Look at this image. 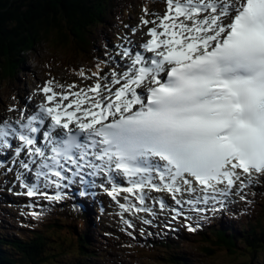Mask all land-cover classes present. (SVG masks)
<instances>
[{
    "label": "snow or ice",
    "instance_id": "1",
    "mask_svg": "<svg viewBox=\"0 0 264 264\" xmlns=\"http://www.w3.org/2000/svg\"><path fill=\"white\" fill-rule=\"evenodd\" d=\"M164 5L146 2L75 80L49 73L38 101L0 116V177L28 198L25 215L41 220L73 187L100 190L135 239L149 228L196 234L253 204L264 183V0Z\"/></svg>",
    "mask_w": 264,
    "mask_h": 264
},
{
    "label": "trees",
    "instance_id": "2",
    "mask_svg": "<svg viewBox=\"0 0 264 264\" xmlns=\"http://www.w3.org/2000/svg\"><path fill=\"white\" fill-rule=\"evenodd\" d=\"M134 0H0V39L2 34L8 33L10 41L7 46L0 50V79L10 78L18 75V69L23 65L17 64V59L26 57V53L36 50L39 43L51 37L57 46L68 43L70 39L77 41L79 54L71 52L76 63L93 53L97 47L93 40V34L102 33L110 18L114 19L113 10L121 5V10H126V5H133ZM119 2V3H118ZM124 2V3H122ZM24 8V9H23ZM123 17V15H119ZM13 21L15 27L8 25ZM29 25L23 34L18 32L16 26ZM101 29V30H99ZM72 34L71 37L69 34ZM4 37V36H3ZM7 39V40H8ZM6 40V39H5ZM61 47V46H60ZM15 57L12 60L11 57ZM19 57V58H18ZM14 62V63H13ZM19 67V68H18ZM18 68V69H17ZM0 177V264H111L115 262H104L107 255L97 246L100 235L94 233L91 223L77 224V216L69 209H57L56 214L45 215L40 223L31 221L29 226H21L15 217L3 220L2 212L6 202L1 199L3 186ZM261 212L256 216H245L241 221L233 224L224 221L228 228H216L212 225L209 230L194 235L205 243L216 244L226 247L230 253H238L241 245L237 242L242 239L245 243V260L241 264H253L251 261L258 249L264 246V196L260 202ZM3 205V206H2ZM21 219V216L18 218ZM11 220L14 223H11ZM209 225V226H210ZM255 226V227H253ZM83 227V228H82ZM228 231H232L229 237ZM66 232L70 235L67 236ZM214 236H213V235ZM192 234H184L185 239H191ZM64 243H66L64 245ZM67 245L73 248L72 253L65 252ZM159 249L161 264H194L186 252H181V245L177 242L162 243ZM217 246H212L219 249ZM66 247V248H65ZM158 249V245L156 247ZM65 249V250H64ZM207 252L214 253V249L203 248ZM155 250V249H154ZM108 251V250H107ZM104 258V259H102Z\"/></svg>",
    "mask_w": 264,
    "mask_h": 264
},
{
    "label": "rangeland",
    "instance_id": "3",
    "mask_svg": "<svg viewBox=\"0 0 264 264\" xmlns=\"http://www.w3.org/2000/svg\"><path fill=\"white\" fill-rule=\"evenodd\" d=\"M1 3L2 2H0V4ZM140 3H141L140 0H134L133 1L134 5L131 6L126 5V9H131L127 16V24L135 23L139 19L141 15ZM150 4L154 5V10L156 11H163L165 7L164 2L162 0H151ZM120 6L121 5H118L113 10V14L116 19L117 17H119V15L124 14L123 11L125 12V10H121ZM113 22H115V20H113ZM1 24L2 22L0 21V27ZM21 24L19 22V25L16 26L18 32L23 30L25 31L26 29L29 28L28 27L29 25H26V29H25V26H22ZM8 25L11 27H15L13 26L15 25L13 21H10ZM107 26H109V24H107ZM28 32L29 30L23 32V34H27ZM2 35L4 37L2 36L0 39V50H3L7 46V41L11 40L8 39L9 38L8 33H4ZM69 35L71 37L72 34ZM42 36H43V40L39 43L36 50L26 53L25 58L22 57L20 60L17 59L18 60L16 61L17 64L13 62L15 67L19 66L20 63H22L23 65L21 68L24 69L23 72L19 73L18 75L16 74L11 75L10 78L0 79V116L13 114L7 112V109L11 105H17L18 107L21 108L24 105V101L26 99L24 98V96L28 98L37 97V96H31V94L37 89L38 85H42L44 81L49 79V73L51 74L52 77H55L56 80H59L61 82L70 83L76 79V77L68 69L70 65H65L64 62L67 63L73 60L72 56L70 57L68 56L70 52L76 55L79 54L76 46L77 41H75V39H72L71 43H63L62 47H59L51 37H49V39L48 37L44 39L45 35ZM15 57L17 56L11 57L12 60H15L16 59ZM48 61L54 64L53 68H50V64ZM81 62L82 64H87V59L82 58ZM72 64L73 61L71 65ZM13 88L16 89L15 94H13L12 92ZM24 89L28 91V94H24L23 91ZM18 92L21 93V95H19ZM256 190L257 189H253V188L251 189L252 192H255ZM241 204L242 203L240 202L237 205L241 206ZM28 211L29 210L27 211L23 210L19 212H23L25 214ZM108 211L109 210L104 211V214L101 213L102 219L99 218L100 219L99 228H101L100 231L102 235L105 237L113 236L114 233L119 232V231L115 232L114 231L115 229L121 230L122 228V225L119 222V217L115 215V212L109 213ZM13 212L15 213V211ZM18 214L19 213H16L15 216H18ZM111 228H113V230ZM96 232L97 231L94 230V233ZM65 244L66 243H64V245ZM195 244L196 242L194 241L193 243H187L186 245H189L188 246L189 251L190 252L192 251L191 253H193V257L198 259L197 261L199 262V264H237L238 262L241 261V259H238L239 255L230 253L226 249L219 250L218 253L216 254L199 253V251L196 250L197 248L190 247V246H194ZM98 246H102V245L99 244ZM157 252H160V250H157ZM157 252L148 251V250L142 251V250L126 247V248H120L118 250L115 249L111 250L110 251L111 255L108 256V258L111 260H116L120 264H128L129 262H134V264H136L137 262L138 264H161L159 261H157L155 258L152 257ZM263 263H264V251L259 253L258 256L255 257L254 259V264H263Z\"/></svg>",
    "mask_w": 264,
    "mask_h": 264
},
{
    "label": "bare ground",
    "instance_id": "4",
    "mask_svg": "<svg viewBox=\"0 0 264 264\" xmlns=\"http://www.w3.org/2000/svg\"><path fill=\"white\" fill-rule=\"evenodd\" d=\"M24 91V94H28V91L27 90H23ZM24 98H26L25 99V104H26V100L28 99V97H25L24 96ZM33 101H35V99L34 98H31ZM79 189V187L77 186V187H75V190L77 191ZM96 196H97V200H99L100 201V204H99V207L101 208V205L103 204L104 205V202H102V200H103V197L100 195V193H98L97 191H96ZM84 198H86V197H84ZM88 208H89V210H90V205L88 204ZM101 213L102 214H104V211H100L99 212V215L101 216Z\"/></svg>",
    "mask_w": 264,
    "mask_h": 264
},
{
    "label": "clouds",
    "instance_id": "5",
    "mask_svg": "<svg viewBox=\"0 0 264 264\" xmlns=\"http://www.w3.org/2000/svg\"><path fill=\"white\" fill-rule=\"evenodd\" d=\"M21 67H22V66H21ZM20 69H22V68H20ZM20 69H19V71H20ZM19 73H20V72H19ZM19 73H18V74H19ZM15 91H16V89L13 88L12 92L15 93ZM183 252H184V251H183Z\"/></svg>",
    "mask_w": 264,
    "mask_h": 264
}]
</instances>
